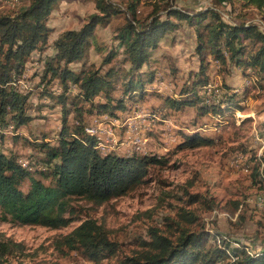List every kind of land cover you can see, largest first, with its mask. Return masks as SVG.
Returning <instances> with one entry per match:
<instances>
[{"label": "rangeland", "instance_id": "rangeland-1", "mask_svg": "<svg viewBox=\"0 0 264 264\" xmlns=\"http://www.w3.org/2000/svg\"><path fill=\"white\" fill-rule=\"evenodd\" d=\"M29 1L9 3L0 0V13L12 15L26 7ZM109 1L120 12L110 16L106 23L95 26L82 58L67 65L70 70L78 72L88 67H99L103 72L109 66L124 70L128 65L118 48L116 29L127 19H132L138 28L152 15L163 20L168 7L192 15L211 9L226 23L254 24L264 33V8H255L244 0ZM131 3H134L133 17L128 8ZM91 13H97L93 0H60L46 17V41L29 54L15 82L16 90L28 96L25 109L30 120L13 130L9 129V123L8 126L0 125V151L15 155L34 168L45 166L43 149L38 144H56L62 126V111L56 102L61 92L58 80L50 78L49 73L43 77V63L53 55L52 42L57 36L65 30L78 29ZM168 19L174 22V28L163 32L156 47L149 51L146 69L155 72L153 81L144 86L143 94L132 100L126 99L123 108L115 111V116L107 115L106 118L102 114L87 113L88 105L79 103L85 109L81 116L87 127L98 126L101 137L106 136L104 129L109 128L110 137L116 144L113 153L163 156L165 164L150 166L142 181L125 194L110 198L99 206L95 207L79 197L72 198L69 203L77 217L64 227L21 225L0 219V236L10 237L24 247L23 256L10 258V264H115L123 256L134 254L138 249L137 240L147 238V228L156 227L163 234H173L174 226L171 224L175 221L190 231H216L229 242V246L239 245L250 253L264 250V231L260 226L264 211L256 205L257 198L264 195V184L257 182L251 168L253 162L248 159L251 154H264V75L254 73L255 77H251L252 70H247V76H243L242 66L231 65L232 62L228 61L222 68L205 52L207 82L211 81L221 91V86L226 84L235 85L239 91L245 89L242 97L246 98V103L242 109L215 125V120L209 115L197 116L193 107L180 110L167 107L163 102L164 96L176 95L188 73L197 70L198 57L194 50L196 24L202 28L213 22L208 15L201 20L192 19L191 24L172 17ZM201 30L206 32L203 28ZM241 44L245 53L256 47L248 40ZM113 50L116 53L110 62L102 64L105 55ZM224 56L227 59L228 54L224 53ZM119 83L116 82L110 91L113 97L120 95ZM76 92V87L69 84L65 96L69 100ZM99 98L102 99V94L95 100ZM135 106L146 115L137 116L133 111ZM65 108L68 125L73 121L74 112L69 103ZM112 118H116V124L109 123ZM128 120L139 126L138 134L145 140L137 147L131 146L129 138H126ZM191 130L212 138V143L192 149H177L182 134H189ZM236 154L242 155L238 161L235 160ZM28 175L41 178L45 184L51 183L50 177L43 178L39 171ZM28 185L29 178L26 177L19 188L25 192ZM186 192L200 197L196 202L187 203ZM181 209L191 211L196 217L195 222L186 224L180 221L178 212ZM85 217L103 222L108 237L118 244L117 250L97 263L85 260L77 252L58 251L52 246L54 237L67 233ZM207 244L212 245L210 239ZM228 260L227 257L221 263Z\"/></svg>", "mask_w": 264, "mask_h": 264}, {"label": "trees", "instance_id": "trees-1", "mask_svg": "<svg viewBox=\"0 0 264 264\" xmlns=\"http://www.w3.org/2000/svg\"><path fill=\"white\" fill-rule=\"evenodd\" d=\"M58 1L60 0H30L26 7L12 15L0 13L2 126L9 123L13 130L30 120L25 109L28 96L16 90L15 82L21 75L22 66L29 54L45 43L48 32L45 19ZM244 1L255 8H264V0ZM93 5L97 13L89 14L78 29L61 32L52 42L53 55L43 63V77L49 73L50 78L58 80L61 92L56 102L62 111V126L56 144H38L43 149L42 162L45 166H21L15 155L0 151L1 220L54 229L64 227L77 217L69 203L72 198L79 197L95 207L99 206L110 198L125 194L134 184L142 181L150 166L165 164L163 156L152 154H99L94 147V138L84 130L86 124L81 113L85 109L79 103L88 105L85 110L87 113L115 116V111L123 108L126 99L132 100L143 94L144 86L153 81L155 72L146 69L149 51L156 47L163 32L174 28V22L169 17L191 24L192 19L201 20L208 15L213 22L202 27L205 33L196 24L194 50L198 57L197 70L188 73L176 95L164 96L163 102L167 107L173 110L193 107L197 116L217 115L222 120L242 109L243 105L239 104V100L240 96H245L242 95L245 89L239 91L227 84L221 86L223 91L217 103L201 102L199 90L207 83L208 60L205 52L222 68L228 61L232 62L231 65L242 66L243 76H247V70H252L251 77H255L254 73L264 75V33L254 24L226 23L211 9L192 15L169 7L165 9L166 17L163 20L152 15L149 21L138 28L132 19H127L116 29L115 39L127 68L118 70L119 68L109 66L101 72L99 67H88L74 72L67 65L82 58L95 26L106 23L110 16L120 12L109 0H93ZM133 6L134 3L128 6L131 17L134 13ZM243 40L256 44L255 49L245 53L241 44ZM115 53V50L109 51L102 64L109 63ZM224 53L228 54L227 59ZM118 81L120 95L113 97L110 91ZM69 84L75 86L77 92L68 100L65 95ZM101 94L103 100H95ZM66 103L71 105L74 112L73 121L68 125ZM191 131L189 134H182L181 141L176 145L177 149H192L212 143V138ZM248 159L253 162L251 168L257 182L264 184V154H251ZM28 167L33 168L29 170ZM35 171H39L43 178L50 177L51 183L45 184L41 178L28 175ZM26 177L29 178V185L23 192L19 184ZM185 195L187 203L196 202L200 197L188 192ZM178 217L186 224H192L196 220L189 210L181 209ZM179 224L178 221L173 222L171 225L174 226V233L168 235L156 227L147 228V238L137 240L138 249L134 254L123 256L115 264H264V250L250 253L245 247L229 246V242L223 240V236L216 231H190ZM260 226L264 231V214ZM209 239L212 245L207 244ZM52 246L58 251L64 249L77 252L92 263L101 261L118 248L117 242L108 237L103 222H97L91 217L83 218L67 233L54 237ZM23 251L24 247L20 242L0 236V264H10L9 259L22 257ZM229 256L231 261L221 263Z\"/></svg>", "mask_w": 264, "mask_h": 264}, {"label": "built area", "instance_id": "built-area-1", "mask_svg": "<svg viewBox=\"0 0 264 264\" xmlns=\"http://www.w3.org/2000/svg\"><path fill=\"white\" fill-rule=\"evenodd\" d=\"M9 3H16L17 0H6ZM161 83V82H160ZM222 94V91L217 88L215 86V84L211 83V81L207 82L205 85H203L200 90H199V95L201 98V102L203 104H209V103H217L220 99V96ZM244 103H246V98L242 97L239 100V104L243 105ZM136 111V115L137 116H145L146 113L138 107L135 106L134 110ZM236 112V111H235ZM106 114H102L103 118H106ZM211 118H213L215 120V125H218L219 122H224L222 119H219V117L217 115L212 116L209 115ZM116 118H112L109 123L110 124H116ZM9 129H12L11 126H8ZM98 126L93 125V127H87L85 126V132L88 133L90 136H92L94 138L95 141V145L94 147L98 150V152L102 155L105 153H109L114 151V148L116 147L115 141H113L111 139V135L112 133L110 132L109 128L104 129L106 131V136L105 137H101L100 135H98ZM139 126L136 125L134 122H132L131 120L127 122L126 124V138H129L130 144L131 146L137 147L139 146L143 141H145L144 139L140 138V135L138 134L139 132ZM260 151V149L258 150ZM242 158L241 154H236L235 155V160L238 161ZM19 164L21 166H26V161H22V160H18ZM28 169L30 170L31 168L28 167ZM256 205L258 208H260L261 210L264 211V195H261L257 198L256 200ZM225 239V238H223ZM228 259L231 261V256L228 257Z\"/></svg>", "mask_w": 264, "mask_h": 264}, {"label": "crops", "instance_id": "crops-1", "mask_svg": "<svg viewBox=\"0 0 264 264\" xmlns=\"http://www.w3.org/2000/svg\"><path fill=\"white\" fill-rule=\"evenodd\" d=\"M231 86H233V87H234L235 85H231Z\"/></svg>", "mask_w": 264, "mask_h": 264}]
</instances>
